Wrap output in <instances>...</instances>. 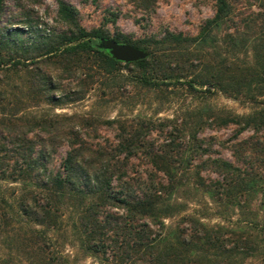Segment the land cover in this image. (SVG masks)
Masks as SVG:
<instances>
[{
    "label": "trees",
    "instance_id": "1",
    "mask_svg": "<svg viewBox=\"0 0 264 264\" xmlns=\"http://www.w3.org/2000/svg\"><path fill=\"white\" fill-rule=\"evenodd\" d=\"M254 1L259 10L246 14L237 10L236 0H217L214 16L196 35L166 32L133 40L121 33L111 36L101 27L88 30L64 0L59 14L69 24L68 32L29 40L19 29L0 32V70L19 71L26 66L23 59L41 57L72 76L84 70L116 82L124 67L134 66L132 81L143 88L180 84L194 97L215 91L251 105L248 112L221 109L213 117L206 106H195L196 121L189 123V136L182 142L172 133L159 142L151 139L154 130L146 125L112 118L107 123L118 131L113 143L71 138L59 169L49 167L51 138L37 134L38 142L23 126L2 121L8 137L0 139L9 138L15 147L10 157L0 154V178L23 187L13 218L0 208V230L4 241L18 245L23 263L73 264L67 249L72 245L100 264H264L262 174L245 162L212 157L208 138L200 136L211 118L218 127L235 125L241 133L264 131V0ZM110 38L144 47L148 56L120 61L100 46ZM54 77L44 72L37 80L49 103L60 101L53 95L61 87ZM60 124L44 119L37 125L52 133ZM238 149L243 157L259 158L248 141ZM135 159H145L148 169L132 176ZM190 192L209 197L212 211H189V200L183 199ZM257 195L262 197L252 217L227 220L225 214L245 208ZM212 215L222 221L210 222ZM11 220L17 225L10 228ZM0 264L12 263L0 258Z\"/></svg>",
    "mask_w": 264,
    "mask_h": 264
},
{
    "label": "rangeland",
    "instance_id": "2",
    "mask_svg": "<svg viewBox=\"0 0 264 264\" xmlns=\"http://www.w3.org/2000/svg\"><path fill=\"white\" fill-rule=\"evenodd\" d=\"M64 1L77 10L80 24L88 30L101 27L111 36L121 33L133 40L152 36L159 38L166 32L196 35L202 25L214 16L217 2V0ZM59 2L60 0H4L0 15V32L19 29L22 33L20 36L26 40L68 32L70 26L59 14ZM235 4L238 11H245L246 14L259 10V3L254 0H236ZM251 4L255 5L250 6ZM35 54L37 53H31V56ZM15 61L16 59L12 60L11 64ZM23 64L26 66L19 71L0 70V138L8 137V128L2 125V121L9 122L7 123L9 126L13 125L10 121L23 126V129L38 142L40 139L37 138V134L51 138L53 145L50 148L53 152L49 167L52 169L62 167L71 138H82L93 144L113 143L118 131L107 123V120L112 118L120 117L128 124L146 125V130H154L151 131V139L159 142L169 138V133L182 142L184 136L187 138L189 136V123L196 121L193 109L195 106L197 108L206 106V111L212 117L221 109L244 113L248 112L251 106L243 99L227 97L215 91L198 92L194 97L180 84L164 85L163 89L159 90L143 88L132 81L131 76L136 74L134 66L124 67L117 81L110 82L98 77L96 73L91 77L88 71L84 70H77L72 76L53 64L46 65L41 57L23 59ZM44 72L54 75L55 82L60 83L61 87L53 93L56 99H60L57 103H49L38 86L37 80ZM32 80L35 83L32 84ZM207 86L213 88L212 84ZM44 119L61 123V128L52 133L42 130L37 124ZM212 119L200 133V136L208 138L212 157L221 156L239 165L243 162L244 166L251 165L262 174L264 184V131L257 133L246 130L241 133L239 127L235 125L218 127ZM9 140L0 139V154L8 157L9 151L15 147ZM244 141H248L250 146H256L259 158L256 156L251 158L252 155L242 156L243 152L238 151V147ZM147 169L145 159H135L131 164L132 176ZM204 174L218 177V174L208 171ZM22 187L21 182L0 178V208L11 218L14 214L13 207L17 205L16 196L20 194ZM261 197L257 195L250 198V204L241 210L237 209L234 212L230 210V214H225L227 220L236 222L238 219L252 217L253 213L257 212ZM186 199L189 200L188 206L191 208L189 211L199 212L204 209L212 211L207 208L211 201L209 197L190 192L185 195L183 201ZM214 208L216 209L215 206ZM210 220L212 223L222 221L217 215H212ZM16 225L15 221L11 220L10 228ZM5 239L6 236L0 230V258L12 264H25L18 245L9 239L4 241ZM67 249L72 255L73 264H100L96 257L86 255L78 247L67 245Z\"/></svg>",
    "mask_w": 264,
    "mask_h": 264
},
{
    "label": "water",
    "instance_id": "3",
    "mask_svg": "<svg viewBox=\"0 0 264 264\" xmlns=\"http://www.w3.org/2000/svg\"><path fill=\"white\" fill-rule=\"evenodd\" d=\"M100 46L106 48L118 60L123 62H132L144 59L148 56V52L131 43L119 42L116 39H103Z\"/></svg>",
    "mask_w": 264,
    "mask_h": 264
}]
</instances>
